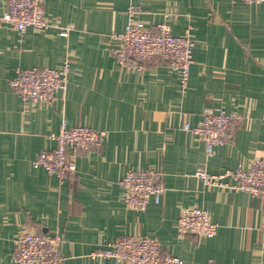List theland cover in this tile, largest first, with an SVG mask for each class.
<instances>
[{
    "label": "crops",
    "instance_id": "crops-1",
    "mask_svg": "<svg viewBox=\"0 0 264 264\" xmlns=\"http://www.w3.org/2000/svg\"><path fill=\"white\" fill-rule=\"evenodd\" d=\"M0 0V264H13L14 239L28 229L58 233L59 264H123L93 257L124 236L149 237L183 264H264V197L207 188L199 169L217 175L244 168L264 150V4L242 0H43L46 30L17 33L1 21ZM156 33L192 36L185 88L156 58L144 70L117 66L112 34L129 20ZM63 34H66L65 36ZM69 65L66 90L53 104L24 102L11 92L17 70ZM207 109L242 115L224 145H205L182 130ZM103 132L101 147L74 158L63 183L33 159L55 143L60 126ZM160 170L164 195L144 213L125 207L119 181L129 170ZM208 212L212 238L181 235V210Z\"/></svg>",
    "mask_w": 264,
    "mask_h": 264
},
{
    "label": "built area",
    "instance_id": "built-area-1",
    "mask_svg": "<svg viewBox=\"0 0 264 264\" xmlns=\"http://www.w3.org/2000/svg\"><path fill=\"white\" fill-rule=\"evenodd\" d=\"M43 0H6V12L1 21L20 35L26 28L46 30L49 28L43 11ZM246 5L264 4V0H242ZM132 12L120 34H112L115 44L110 49L117 66L131 71H142L152 60L159 58L165 65L180 75L181 87L185 88L192 65V36H173L168 25H159L156 33L133 20ZM64 36L66 34H63ZM69 65L63 62L61 68H31L17 70L9 81L12 93L24 102L53 104L58 93L66 90ZM242 115H228L221 109H207L203 112L198 126L184 124L182 130L204 143L206 156L216 146L224 145L230 137L233 126L244 123ZM104 133L85 126L68 128L60 126L57 133L49 138L55 143L51 150H43L32 161L34 168H41L49 176H55L60 183L75 173L74 158L98 150ZM207 188H222L245 192L254 197H264V150L260 157L244 168L239 164L233 170L217 175L199 169L195 172ZM163 176L160 170H129L119 181L122 201L125 207L137 213H144L150 203L159 205L164 195ZM175 227L181 235L198 238H212L216 226L209 219L207 211L190 207L181 210ZM264 230V226H262ZM62 237L58 233L43 236L38 232L24 229L14 239L13 264H59L58 247ZM93 257L116 259L123 264H183L177 257L162 251L158 242L149 237L124 236L117 238L105 248L97 250Z\"/></svg>",
    "mask_w": 264,
    "mask_h": 264
}]
</instances>
